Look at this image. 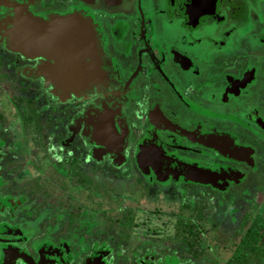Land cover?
<instances>
[{"label":"flooded vegetation","instance_id":"flooded-vegetation-1","mask_svg":"<svg viewBox=\"0 0 264 264\" xmlns=\"http://www.w3.org/2000/svg\"><path fill=\"white\" fill-rule=\"evenodd\" d=\"M8 1L45 20H89L105 75L62 95L38 71L47 60L9 49V27L0 24V72L7 69L10 87L0 97L11 111L0 106V264H28L21 255L32 264H214L198 249L204 217L239 227L247 214L225 206L217 190L239 198L243 168L264 167V0ZM11 15L0 3V23ZM101 121L122 146L106 150L91 138ZM198 136L231 138L249 156ZM142 144L226 176L218 186L181 175L159 180L137 163ZM104 162L122 168L104 170ZM249 175L264 189V176L254 168ZM255 216L251 222L261 220Z\"/></svg>","mask_w":264,"mask_h":264},{"label":"water","instance_id":"water-1","mask_svg":"<svg viewBox=\"0 0 264 264\" xmlns=\"http://www.w3.org/2000/svg\"><path fill=\"white\" fill-rule=\"evenodd\" d=\"M0 3L12 10V15L0 23L9 27L5 33L8 35V48L30 57L39 55L44 57L47 61L38 66V71L50 78L54 88L62 95L70 92L78 95V92L85 91L92 85L103 83L105 72L94 26L89 20L79 16L53 17L45 20L32 16L16 2L0 0ZM86 122L90 120L86 119ZM99 123L96 127L95 124L92 125V139L106 150L123 145V139L117 136L114 126H107L104 121ZM195 138L196 141L214 147L220 152L230 153L232 148H236L234 153L237 156L244 158L249 156L248 150L235 146L231 138H222L218 142L211 141L208 136ZM222 141L225 143L222 144ZM116 150L121 152V148ZM137 163L143 171L151 168L159 180H165L169 175L173 178L181 175L190 182L218 186L217 182L223 181L226 176L223 171L216 173L197 164L173 158L151 144H142L139 147ZM21 256L26 263H33L28 257ZM10 261L7 258L1 264H12ZM86 264H93L92 258Z\"/></svg>","mask_w":264,"mask_h":264},{"label":"rangeland","instance_id":"rangeland-1","mask_svg":"<svg viewBox=\"0 0 264 264\" xmlns=\"http://www.w3.org/2000/svg\"><path fill=\"white\" fill-rule=\"evenodd\" d=\"M6 71L7 69L2 66V70L0 72V93L5 92L6 89L10 90L9 89L10 87L5 86L4 84L3 76L5 75H2V73ZM11 88H14V86L13 87L11 86ZM256 88L257 87L255 86L253 89L256 90ZM258 94H262V93H257V95ZM2 101H3V104H6V105H7V101L4 100V97H0V106H2L1 108L4 110L3 113L11 115L9 114L11 112L9 110V107L8 106L5 107L1 103ZM11 132H13V129L11 130ZM244 134H246V136L249 138H252L254 136L252 133L250 132L248 133L247 131H245ZM100 166H102L101 167L102 169L108 170L111 172L113 170H119L122 168V166H118V165L110 166L107 162L101 163ZM253 168H254L255 173L257 172L261 176H264V172H263L264 167L260 166L259 164L255 166L247 165L245 168H243V170L246 171L245 175L240 178V182L246 181L247 186L246 187L239 186L243 189H239L238 186L234 188L235 189L234 194H241V192H242V196L247 194L246 199L250 201L249 204L252 203L251 204L252 206L250 209H247L249 206L247 202H245L244 200H241L242 196L239 198L238 196L235 197L229 188L217 190L218 195H222V202L225 206L229 207V205H233L237 203L240 206V209L242 211H247L248 215L246 214L242 224L239 227H234L233 224L225 222L224 224L215 226V223L208 222V220L206 219L207 217H204L205 218L204 222L206 223V225L208 224L207 225L208 228L204 232V236L206 240L204 238L201 239L202 242L199 244L201 247L198 246V249L208 252V256H210L211 258H215L214 264H225L227 258L234 252L235 246L239 242L240 235H243L246 229L251 225L252 223L251 218L254 216V214H258L259 217L264 218V189L262 188V185H261V188L257 187V190H256L257 183L259 182L258 178L260 177L257 176L258 177L257 178L255 176H251L252 174L249 175V171H251ZM135 171H136L135 169H133L132 171L131 170L128 171L129 173L127 174L129 175V178L131 177V175H137ZM110 174H107L106 176H102L101 178H103L105 182L106 181L109 182L111 179L109 177ZM143 178L146 181V177H143ZM116 180L120 181L121 179L117 178ZM102 182H103L102 179L98 181V183H102ZM126 183L132 184V185L135 184L134 181H130V182L127 181ZM159 185H170V183L164 182L163 184H159ZM248 192H250V194H248ZM196 197L198 201L202 203L206 202L203 200V198L205 197L204 193L197 192ZM85 199L91 201L90 197H85ZM254 205H256L255 208H254ZM206 210L210 211V209H206ZM26 227L30 229L29 226H26ZM217 239H219V241ZM208 263H211V262L208 261Z\"/></svg>","mask_w":264,"mask_h":264},{"label":"trees","instance_id":"trees-1","mask_svg":"<svg viewBox=\"0 0 264 264\" xmlns=\"http://www.w3.org/2000/svg\"><path fill=\"white\" fill-rule=\"evenodd\" d=\"M255 217L261 220L253 221L246 229L225 264H264V218L258 214Z\"/></svg>","mask_w":264,"mask_h":264}]
</instances>
